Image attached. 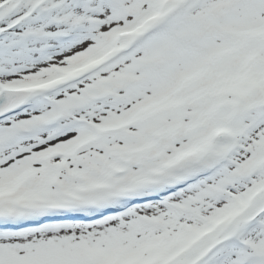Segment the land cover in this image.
Listing matches in <instances>:
<instances>
[{"label": "snow or ice", "instance_id": "obj_1", "mask_svg": "<svg viewBox=\"0 0 264 264\" xmlns=\"http://www.w3.org/2000/svg\"><path fill=\"white\" fill-rule=\"evenodd\" d=\"M0 264H264V0H0Z\"/></svg>", "mask_w": 264, "mask_h": 264}]
</instances>
